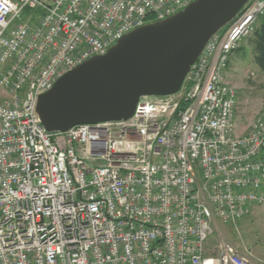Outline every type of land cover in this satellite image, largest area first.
I'll return each mask as SVG.
<instances>
[{
    "label": "built area",
    "instance_id": "1",
    "mask_svg": "<svg viewBox=\"0 0 264 264\" xmlns=\"http://www.w3.org/2000/svg\"><path fill=\"white\" fill-rule=\"evenodd\" d=\"M192 1L0 0V264H259L206 241L264 200V106L238 134L224 72L264 0L210 37L179 91L126 120L51 133L35 110L61 75Z\"/></svg>",
    "mask_w": 264,
    "mask_h": 264
},
{
    "label": "water",
    "instance_id": "2",
    "mask_svg": "<svg viewBox=\"0 0 264 264\" xmlns=\"http://www.w3.org/2000/svg\"><path fill=\"white\" fill-rule=\"evenodd\" d=\"M247 1L193 0L164 19L125 33L38 95L40 124L52 133L126 120L142 97L176 93L210 37Z\"/></svg>",
    "mask_w": 264,
    "mask_h": 264
},
{
    "label": "rangeland",
    "instance_id": "3",
    "mask_svg": "<svg viewBox=\"0 0 264 264\" xmlns=\"http://www.w3.org/2000/svg\"><path fill=\"white\" fill-rule=\"evenodd\" d=\"M28 18L29 13L24 12ZM38 14L33 20H38ZM221 30V29H220ZM243 50L232 53L225 70L226 80L237 93L235 125L238 134L245 133L264 106V71H260L253 62L252 49L244 41ZM260 190L264 193V180ZM222 241L233 244L241 251L249 253L259 264H264V200L253 204L249 212L238 220L224 224L217 222L209 235L206 246L211 250Z\"/></svg>",
    "mask_w": 264,
    "mask_h": 264
},
{
    "label": "trees",
    "instance_id": "4",
    "mask_svg": "<svg viewBox=\"0 0 264 264\" xmlns=\"http://www.w3.org/2000/svg\"><path fill=\"white\" fill-rule=\"evenodd\" d=\"M228 24H226L223 28H221L219 32L224 31L226 27L228 26ZM245 38L246 39H244V41H246V43L252 49V58H253L254 64L260 71H264V15L259 17L255 25L254 31L251 34L245 36ZM241 50H243L242 41H240L238 46L230 52V55L226 62V68L229 65V60H230L232 53L234 52L238 53ZM236 96H237V93H236Z\"/></svg>",
    "mask_w": 264,
    "mask_h": 264
}]
</instances>
